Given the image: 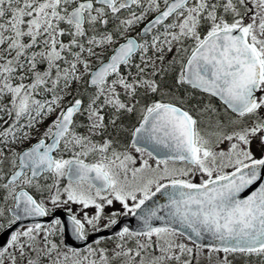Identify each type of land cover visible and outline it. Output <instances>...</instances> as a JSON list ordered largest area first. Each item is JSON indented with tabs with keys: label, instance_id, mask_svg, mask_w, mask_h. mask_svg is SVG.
<instances>
[{
	"label": "snow or ice",
	"instance_id": "obj_1",
	"mask_svg": "<svg viewBox=\"0 0 264 264\" xmlns=\"http://www.w3.org/2000/svg\"><path fill=\"white\" fill-rule=\"evenodd\" d=\"M0 264H264V0H0Z\"/></svg>",
	"mask_w": 264,
	"mask_h": 264
},
{
	"label": "rangeland",
	"instance_id": "obj_2",
	"mask_svg": "<svg viewBox=\"0 0 264 264\" xmlns=\"http://www.w3.org/2000/svg\"><path fill=\"white\" fill-rule=\"evenodd\" d=\"M254 150H256V149H255V145H254ZM257 154L259 155V152H257ZM117 207H119V205H117Z\"/></svg>",
	"mask_w": 264,
	"mask_h": 264
},
{
	"label": "trees",
	"instance_id": "obj_3",
	"mask_svg": "<svg viewBox=\"0 0 264 264\" xmlns=\"http://www.w3.org/2000/svg\"><path fill=\"white\" fill-rule=\"evenodd\" d=\"M135 118H133V122H134Z\"/></svg>",
	"mask_w": 264,
	"mask_h": 264
},
{
	"label": "water",
	"instance_id": "obj_4",
	"mask_svg": "<svg viewBox=\"0 0 264 264\" xmlns=\"http://www.w3.org/2000/svg\"><path fill=\"white\" fill-rule=\"evenodd\" d=\"M70 242H71V239H70Z\"/></svg>",
	"mask_w": 264,
	"mask_h": 264
},
{
	"label": "flooded vegetation",
	"instance_id": "obj_5",
	"mask_svg": "<svg viewBox=\"0 0 264 264\" xmlns=\"http://www.w3.org/2000/svg\"><path fill=\"white\" fill-rule=\"evenodd\" d=\"M218 103V102H217Z\"/></svg>",
	"mask_w": 264,
	"mask_h": 264
}]
</instances>
